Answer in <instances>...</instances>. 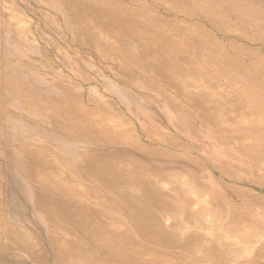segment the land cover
I'll use <instances>...</instances> for the list:
<instances>
[{
  "label": "rangeland",
  "instance_id": "rangeland-1",
  "mask_svg": "<svg viewBox=\"0 0 264 264\" xmlns=\"http://www.w3.org/2000/svg\"><path fill=\"white\" fill-rule=\"evenodd\" d=\"M11 67L0 264H264V146L220 138L212 112L243 101L236 80L264 101V0H0ZM241 123L264 137V116Z\"/></svg>",
  "mask_w": 264,
  "mask_h": 264
},
{
  "label": "bare ground",
  "instance_id": "bare-ground-1",
  "mask_svg": "<svg viewBox=\"0 0 264 264\" xmlns=\"http://www.w3.org/2000/svg\"><path fill=\"white\" fill-rule=\"evenodd\" d=\"M10 39V38H9ZM152 64H154V65H161V66H165V65H163L162 63H160V64H156V63H152ZM18 68V67H17ZM176 68H178V67H176ZM7 69H9V70H7V71H5L4 72V74L2 75V72L0 71V83H3L4 82V84H7L8 86H7V88H6V93H7V95H8V97H9V101H11V99L13 98V97H15L14 98V100L16 101H18L19 102V107L21 108V104H22V101H23V99H24V97H23V95H20L19 94V92H18V88L16 87V85L14 84V85H10L9 83L10 82H5L4 80H6V81H8V76L10 75V73L12 72V73H14L13 71H14V69H12V67L11 68H7ZM198 72V71H197ZM196 74V73H195ZM187 75V74H186ZM228 76V75H227ZM237 78V77H236ZM239 79V78H238ZM243 80V79H242ZM180 83V84H179ZM178 83V91H180V93L181 94H184V95H187V93H189L188 91L189 90H187L185 87H184V83L183 82H179ZM11 84H13L12 82H11ZM208 86L209 85H211L212 86V94H210L209 92H207V90H206V85L204 86V85H202V84H198V85H196L195 86V90H194V95L192 96V97H195V96H197L198 95V97L199 96H201V95H204L205 97L206 96H215L216 94H218V91H216L215 90V88L217 87L214 83H210V81H208ZM230 86V85H229ZM232 87H233V89L235 88V91L237 92V94L240 96V97H242L243 98V101L242 102H240V104H238V105H236V107H229L228 106V104L227 105H223V104H220V102H216V104H215V107H213V109H212V112L215 114V115H217V114H224V116L226 115V118H227V120L228 119H230V120H228L229 122H231V123H229V124H225L226 126V130L224 131V132H226V134H224V135H222L221 133H219V132H216V134H218V136L220 137V138H224V139H231V140H241V141H243V142H247L246 143V146H247V144H248V146L249 145H252L251 143L252 142H255V146L257 145L258 147H259V149H262L263 148V146H264V144H263V141H264V137L263 138H261V137H257L256 138V136H260L261 134H260V132H258L256 135H255V138L256 139H251L249 136H252L250 133H251V129H250V127L248 126V125H246V124H242L241 123V120L242 119H251L252 118V116L253 115H257V114H259V115H261V116H264V101H260L261 100V98H258L257 96H254V93H255V91H254V89H252L251 87H249V86H246L245 84H244V82L243 81H241V80H236V81H232ZM221 92V91H220ZM4 95H6V94H4ZM218 96V95H217ZM237 96V95H236ZM235 98V97H234ZM200 99H202V98H200ZM205 99V98H204ZM217 99V98H216ZM229 100V99H228ZM264 100V99H263ZM210 102V101H209ZM225 103V102H224ZM227 103H228V101H227ZM210 106H212V104H210ZM230 106H232V105H230ZM201 114V113H200ZM210 115V114H209ZM213 117V116H212ZM223 117V116H222ZM204 120V119H203ZM258 120V119H257ZM254 121V120H253ZM225 122V121H224ZM255 122V121H254ZM259 122V121H258ZM215 123L216 124H219L218 122H216V120H215ZM233 123H236V125H230V124H233ZM237 123H241V124H238L237 125ZM260 124H261V122H260ZM177 125V124H176ZM261 127H263V126H261ZM214 128V127H213ZM218 128V127H217ZM261 129H263V128H261ZM183 131V130H182ZM263 134V133H262ZM249 135V136H248ZM239 138V139H238ZM259 139H261V144L258 142V140ZM70 140V139H69ZM236 140V141H237ZM80 141H83V140H80ZM90 141V140H89ZM85 142V141H84ZM88 143V142H87ZM94 143V142H93ZM240 144V143H239ZM92 145V144H91ZM243 146V145H242ZM250 147V146H249ZM245 149V148H244ZM197 150V149H196ZM250 152V151H249ZM247 154H248V152H247ZM199 155V154H198ZM255 156V155H254ZM255 159V158H254ZM257 160V159H256ZM120 162V161H119ZM264 162V161H263ZM112 163H114V162H112ZM90 164V163H89ZM89 164H88V166H89ZM92 165H93V163H91ZM120 164V163H119ZM123 164V163H122ZM211 164V163H210ZM133 165V164H132ZM123 166H124V164H123ZM100 167V166H99ZM98 167V168H99ZM127 167V166H126ZM135 167V166H134ZM92 169H93V176L94 177H97L98 179L97 180H99L100 182H103L104 184H105V189L106 190H110V189H112L113 190V182H111V184L112 185H108L107 183V181H102L103 179L104 180H110L105 174H102L100 171H97V170H95L93 167H92ZM128 169H130V168H128ZM137 169H139V168H137ZM125 169H123V171H124ZM134 170V169H133ZM118 171V170H117ZM119 171H121V170H119ZM217 171V170H216ZM125 173H127V172H125ZM128 174V173H127ZM134 174V173H133ZM137 175V174H136ZM101 178H100V177ZM127 176H129V175H127ZM123 177V176H122ZM131 177V176H130ZM129 177V178H130ZM103 178V179H102ZM127 178V177H126ZM133 178H135L134 176H133ZM135 179H137V178H135ZM115 180H117L118 182H115L114 184L115 185H118V186H122L123 184H126L127 182H124L122 179H115ZM113 181V180H112ZM122 183V184H121ZM157 184V183H156ZM123 187V186H122ZM133 187V186H132ZM15 188V187H14ZM130 188V187H129ZM132 189V188H131ZM131 189H129V190H131ZM133 189H136L135 187H133ZM132 191V190H131ZM134 191V190H133ZM135 192H137V190L135 191ZM159 192V189H158V187L157 186H153V188H152V194H151V202H152V205H153V207H155V208H157V207H159V206H164L165 204H164V202L162 201V199H160V193H158ZM115 194V196H117L118 198H120L119 196V190L117 189L116 190V192L114 193ZM123 196V195H122ZM100 197H102V196H100ZM104 197V196H103ZM121 199V198H120ZM24 200V199H23ZM103 200V199H102ZM105 201V200H104ZM149 204H151V202L150 201H147ZM148 203H146V205H149ZM185 204H186V202H185ZM145 205V204H144ZM145 205V209L144 210H146V211H148V209H149V207L148 206H146ZM134 208L135 209H138L139 208V205L137 204V201H135L134 202ZM134 212V211H133ZM148 217L146 216V215H143L142 217H140V218H138L137 220H136V223L135 222H133V221H131L132 222V225H133V227L136 229V231H141L142 229H145L146 231H147V233L149 234V235H153V233H155V230H153L152 228H151V226L150 225H148V222L150 221V220H148L147 219ZM245 224V223H244ZM246 225V224H245ZM157 236V235H156ZM238 236V235H237ZM243 236H246V235H242V234H240V236L239 237H243ZM151 237V236H150ZM248 239H249V236H248ZM146 240V239H145Z\"/></svg>",
  "mask_w": 264,
  "mask_h": 264
}]
</instances>
